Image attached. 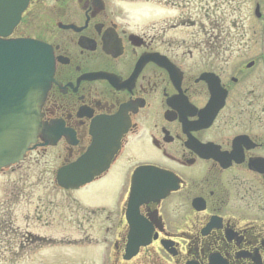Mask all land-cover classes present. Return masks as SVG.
<instances>
[{"label": "flooded vegetation", "instance_id": "flooded-vegetation-1", "mask_svg": "<svg viewBox=\"0 0 264 264\" xmlns=\"http://www.w3.org/2000/svg\"><path fill=\"white\" fill-rule=\"evenodd\" d=\"M247 20L264 0H28L1 37L49 46L53 79L42 133L0 175L20 198L94 145L110 163L58 186L74 206L0 207V264L57 246L75 264H264V31L248 40Z\"/></svg>", "mask_w": 264, "mask_h": 264}, {"label": "water", "instance_id": "water-1", "mask_svg": "<svg viewBox=\"0 0 264 264\" xmlns=\"http://www.w3.org/2000/svg\"><path fill=\"white\" fill-rule=\"evenodd\" d=\"M28 0H0V35L17 25ZM53 53L32 39L0 38V170L23 159L42 133L41 107L52 83ZM93 146L77 162L58 171V184L78 189L107 169L110 158L95 159ZM110 157V156H109Z\"/></svg>", "mask_w": 264, "mask_h": 264}, {"label": "rangeland", "instance_id": "rangeland-1", "mask_svg": "<svg viewBox=\"0 0 264 264\" xmlns=\"http://www.w3.org/2000/svg\"><path fill=\"white\" fill-rule=\"evenodd\" d=\"M238 26L241 27L240 28L241 30L247 32L248 36L246 38L248 40L254 38L263 39L264 22L260 23V22H255L254 20H247V21L239 22ZM236 30L238 29L232 30V32ZM238 40L239 39H236L235 41ZM242 44L243 42L241 43V45ZM46 169L49 170L51 168L45 166L43 162L41 165L37 167H32V170L44 171ZM16 176L17 173H12L11 171H7L0 175V207L14 206L17 208L19 212L21 211L23 214L30 213V215L33 216L34 210H25V209L36 206H44L56 210L65 206H74L75 203L73 202V199L75 198L78 200L81 199L79 198L80 196L78 193L68 194L60 190V188H58V185L51 181L50 175H49L50 182L40 183L39 186L33 188L34 190L33 193L27 192V196L23 195V197L20 196V198L13 196L12 187L15 184H18L15 181ZM101 185L102 184H98L95 187H90L87 191L81 192L80 195L86 201H90V200L95 201L100 194L99 189L102 187ZM110 196L111 193H109V197ZM17 210H14V212L16 213ZM1 211L2 210H0V212ZM20 224L21 226L24 227V225L26 224V220L25 221L21 220ZM49 232L51 236L57 238H60L62 235L66 233H69L68 231L59 228L57 226V220L56 221L53 220V224L51 225ZM7 242H8L7 240L4 242H0V254H2V258H3L1 260H6V261L11 260L10 257L11 247L10 244ZM76 254L77 252L73 248L62 247V246L50 247V249L46 252L43 250H38V251H34L33 253L26 254L22 262L26 264H64L65 258L69 257V260L66 264H75Z\"/></svg>", "mask_w": 264, "mask_h": 264}]
</instances>
